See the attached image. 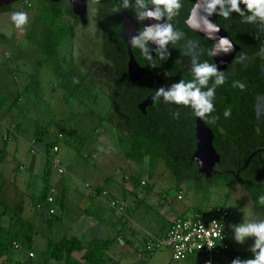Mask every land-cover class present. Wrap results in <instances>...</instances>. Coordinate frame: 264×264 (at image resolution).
<instances>
[{"label":"rangeland","instance_id":"374dc122","mask_svg":"<svg viewBox=\"0 0 264 264\" xmlns=\"http://www.w3.org/2000/svg\"><path fill=\"white\" fill-rule=\"evenodd\" d=\"M8 5V10L0 11V34H3L0 43V107L4 106L0 110L4 122L19 123L20 127L17 135L13 127L5 131L9 155L0 163V210L8 209L24 218L30 224L31 239L29 244L21 238L12 241L11 246L16 243L18 247L0 255V264H41L40 255L47 239L57 242L75 235L86 243L91 228H84L85 221L80 219L78 205L84 182L105 185L108 194L115 199L133 202L137 206L133 221L141 213L152 224H162L167 215L186 217L197 209L214 204L227 207L230 211L229 248L225 255L212 257V264H231L236 258L242 261L254 258L250 249L256 237L249 236L242 244L238 243L232 226L264 221V204L259 202L257 191L238 182L216 186L210 180L186 174H182L177 182L160 160L127 150L126 121L111 107L113 91L110 85L114 67L100 55V40L93 36V22L89 21L80 28L79 22L66 15L63 8L56 10L47 1L40 4L38 0H15ZM51 9L55 10L56 17L53 25L66 34L54 53L47 55L38 45L42 42L41 15ZM13 12L28 14L23 31L17 29L11 20ZM258 55L264 57V47L260 48ZM250 61V57H241L242 64ZM183 62L193 70L195 65L192 62L185 59ZM260 67L264 81V61ZM14 96H17L16 100ZM254 110L258 129L262 132L261 145L264 146V94L256 96ZM60 129L74 134L64 136ZM36 132L43 137L32 144L33 153H29L28 143ZM57 133L59 137H56ZM53 139L57 147L54 156L63 169L61 174L56 173L50 163L43 170V146ZM49 153L52 154L50 149ZM10 156L16 162L21 160L24 165L16 180L6 169L12 161ZM27 160H31L28 168ZM103 177L105 182L101 181ZM129 178H140L143 184L133 185ZM260 181L264 184L263 178ZM62 183L67 195L63 197L61 211L57 189ZM44 185L53 191L54 199L37 202L39 189ZM69 188L76 193L70 195ZM140 221L139 226L144 232L154 235L142 218ZM1 222L0 228L4 229L12 220ZM29 253L31 255L27 256ZM79 254L73 256L78 259ZM104 258L106 263L114 259L110 251ZM45 264L62 263L50 258Z\"/></svg>","mask_w":264,"mask_h":264},{"label":"trees","instance_id":"16d2710c","mask_svg":"<svg viewBox=\"0 0 264 264\" xmlns=\"http://www.w3.org/2000/svg\"><path fill=\"white\" fill-rule=\"evenodd\" d=\"M44 1L48 2V0H38L40 4ZM61 1L65 3L67 13L77 17L71 13L69 4L65 0ZM100 1L102 4L110 2V0ZM193 1L178 0L180 7H174L171 10L164 4L153 3V0H127L128 7H124L125 0H119L120 3L117 6L111 2L113 4L109 9L111 13L114 14L121 8L129 17H139L148 5H153L165 16L174 30V39L170 40L168 47L156 48L152 55H148L146 44V52L142 51L139 44L129 48L133 60L141 65L146 73L145 77L142 76L133 81H129L126 75L125 44L124 38L119 35L118 19L115 18L114 26H106L105 21L102 22L103 24L99 23L101 31L106 35L102 54L109 57L114 52L123 56L122 60H112L116 77L111 79L110 86L114 87L120 95V100L117 99L115 102L118 114L126 120L127 150L133 151L136 155L142 154L160 160L177 182L180 181L182 174L198 177L204 181L210 180L216 186H226L233 181H242L247 188L257 190L260 196H264V185L260 181L262 177L264 178V154L262 150L255 151L261 145L262 132L258 129L253 109L256 96L264 94V81L260 67L264 57L258 55L260 48L264 47V19L254 16L253 11L247 8L243 0L239 3V12L232 10L230 0H223L220 15L215 18V22L225 29L232 42L238 46L232 59L222 71L225 77L224 83L215 86L213 99L215 110L206 114L205 118H201L212 132L210 145L219 156L218 163L212 168L217 169L218 173L214 172L211 178L207 179L195 171V163L190 159L194 150L195 114L193 109L190 106L165 102L163 96L156 97V92L161 87L167 91L175 83L183 81L187 84L195 80L191 66L184 63V59L194 65L205 62L214 65L207 55L211 42L206 37L188 30L183 24ZM51 4L58 10L57 4L53 2ZM8 8L9 5L2 6L0 11L8 10ZM222 10L228 11L227 17L221 15ZM54 18H56L55 10L41 15L42 42L38 46L47 55L54 53L55 47L66 34L53 25ZM2 40L3 34H0V43ZM242 56L250 57L251 61L242 64ZM237 82L244 85L243 90L235 86ZM214 83L215 77H211L207 86L202 87L201 90L207 91L208 88L213 87ZM148 94L153 96L152 103L144 106L143 111H140L137 104ZM110 99L113 97L110 96ZM226 109L231 110V115L227 118L224 116ZM213 120L214 122H211ZM60 133L64 136L74 134L73 131L64 129H60ZM42 137L40 132H36L33 140L41 141ZM5 140V138L1 139L0 151ZM53 142L56 143V140L48 141L43 146L44 171L49 165V149ZM252 151L255 153L248 159L247 164L242 166ZM132 159H135V156ZM226 161L231 163V172L222 169ZM129 179L133 185L139 184L138 179ZM47 192V188L44 187L37 202L42 201ZM3 212L13 224L4 229L0 228V255L12 249V241L21 238L29 244L31 237V227L26 220L7 210ZM111 242L112 239L92 240L85 245L73 238H61L57 242L47 239L40 259L42 262L52 258L62 264H78L71 254L81 251L79 254L81 264H104L105 251Z\"/></svg>","mask_w":264,"mask_h":264},{"label":"crops","instance_id":"0c3cea01","mask_svg":"<svg viewBox=\"0 0 264 264\" xmlns=\"http://www.w3.org/2000/svg\"><path fill=\"white\" fill-rule=\"evenodd\" d=\"M18 96V95H17ZM17 96H14V100H16ZM11 106L8 107V109H10ZM0 108H4V106H1ZM1 112L2 110H0V149H1V139L3 136V134L5 133L6 129L13 127V132L14 134L17 135L18 131H19V123H7L4 122V120L1 119ZM6 141L7 139L4 141V146L2 147V151H0V163L1 160H3L4 157H7V155H9V153L6 151ZM36 142L33 140V137L31 138L30 142L28 143V152L29 153H33L32 151V144ZM42 152V150H41ZM43 156L44 153L42 152ZM11 158L10 161L12 160L13 156H10ZM45 159V156H44ZM12 162V163H11ZM10 162V164L7 166L6 169H9L10 173L14 174L15 176V180L17 179L18 175H19V171L20 169L24 166L23 162L21 160H19L18 162H16L15 160H12ZM26 168H28V166H30L31 164V160H27L26 161ZM106 179L105 177H103L101 179L102 182H105ZM138 180H142L140 178H138ZM26 187L29 188V183L26 182L25 183ZM84 188L83 191L80 189V195H79V200H78V204L79 205V210H80V219L84 220L85 225L84 228L85 229H89L91 228V233L90 235L86 238L87 241L86 243L84 241H82L81 238H79V240L81 241L82 244H89L90 241L92 240H97V241H103V240H109L112 239V242L110 243L108 249L105 251V255L106 252L110 251L112 257H114V259L109 263H106L104 261V264H143V262H146L147 264H169L170 261H172L173 263L171 264H201L200 262V257L199 256H188L182 260H178V261H174L169 257V251L165 250H156L153 251L151 253H148L144 250V241H145V233L144 230L139 226L141 224L140 218L143 219V223L144 224H148V226H150L152 229V233L154 235L152 236H159L161 235L167 224H169L170 220L174 217L172 215H167L166 217V221H164L162 224H152V222L150 220H146L145 217L139 213L134 221L133 218L135 215V212L137 211V206H135V204H132L133 202H129L127 200H118L120 202H122L123 204V213L126 215V219H122L120 216H118L115 211L109 207H107L106 205V201L109 198H112L113 196L108 194L107 192V196L104 197V199H98V198H92L87 196V188L91 187L94 188L96 190H105L108 191L106 189H108L107 187L101 186V184H86L84 182ZM45 185L42 186V188L39 189V194H41L42 189H44ZM71 188H69V194H73L76 193V191L70 190ZM59 192V201H58V207L59 209L62 211L63 208V197L66 196V189H65V185H63V183L60 185L59 189H57ZM128 190H130L131 193V188H128ZM54 199V197H52V200ZM115 199V198H114ZM117 200V199H116ZM227 208V207H226ZM228 209V208H227ZM4 209L0 210V222L1 220L3 222H7L8 220V216L5 214V212H3ZM8 210V209H6ZM229 210V209H228ZM9 212H11L10 210H8ZM230 212V211H229ZM13 214H15L14 212H11ZM16 215V214H15ZM18 216V215H17ZM18 217H21L20 215ZM4 218V219H3ZM22 218V217H21ZM24 219V218H22ZM139 219V221H138ZM25 220V219H24ZM3 222H1L2 224H4ZM27 222V221H26ZM146 222V223H145ZM89 227V228H87ZM109 233H112V236H109ZM108 236V237H107ZM66 238H73L75 240H78L76 238L75 235H71L68 236ZM31 239V237H30ZM78 240V241H79ZM230 244V243H229ZM229 248V247H228ZM227 252V251H226ZM226 252L220 254V255H216V256H223L226 254ZM75 253L77 252H73L71 254V257L74 258L78 264H81V259L80 257L78 259L75 258V256H73ZM78 253L81 254V251H79ZM104 255V256H105ZM216 256H212V257H216ZM211 257V258H212ZM210 258V259H211ZM52 259V258H51ZM105 259V258H104ZM193 259L195 260V262H193ZM49 260V259H48ZM47 261V260H46ZM45 262L41 261V264H45ZM142 261V263L140 262ZM209 264H212L211 260H209Z\"/></svg>","mask_w":264,"mask_h":264},{"label":"water","instance_id":"95a60500","mask_svg":"<svg viewBox=\"0 0 264 264\" xmlns=\"http://www.w3.org/2000/svg\"><path fill=\"white\" fill-rule=\"evenodd\" d=\"M15 0H0V8L6 6ZM69 6L70 11L76 15L78 22L83 23L86 15V3L84 0H65ZM211 0H194L189 9L187 17L183 20V24L188 30L195 32L198 35L206 37L210 42L211 46L207 51V55L212 60L213 64L217 67L219 72H222L226 65L230 62L233 56V53L238 49V46L235 45L232 40L229 38L225 29L221 28L216 22L215 18L220 15L222 4H217L215 9H209L208 5ZM223 3V0H222ZM145 12L156 13L157 15L145 16L143 19L140 18H130L127 17L125 13L121 10L118 11L117 16L120 20L119 31L120 35L126 39V74L129 81H133L136 78L146 76L144 69L139 65L129 51L132 37L139 36V31L137 23L140 25L142 31L144 32L146 28H155L157 25L167 27L170 26L168 21L164 18V15H161L154 6H149L146 8ZM144 12V13H145ZM157 16L159 18H157ZM218 29V30H217ZM173 28L171 27V32L173 33ZM222 39L227 40V44H222ZM168 42L161 47L157 41L148 39L146 44L148 45L147 51L148 54H152L154 48L160 47L164 49L168 46ZM215 55L217 58L215 59ZM152 102V94L146 96L141 102L138 103L137 107L140 111H143V106L149 105ZM195 126H194V150L190 156V159L195 163V171L201 173L205 178H211L214 174V169L212 168L219 161V156L215 152L214 148L210 145V139L212 136L211 130L204 124L203 120L194 116ZM263 148H256L259 150ZM252 151L247 160L243 163L242 166L247 164L248 159L255 153ZM264 152V150H263Z\"/></svg>","mask_w":264,"mask_h":264},{"label":"clouds","instance_id":"9594fccd","mask_svg":"<svg viewBox=\"0 0 264 264\" xmlns=\"http://www.w3.org/2000/svg\"><path fill=\"white\" fill-rule=\"evenodd\" d=\"M241 0H230L232 10L240 11L239 3ZM250 11H253L254 16H260L264 19V0H243ZM153 3L160 5L164 4L166 8L171 10L172 8H179L180 4L178 0H153ZM217 4H222V0H211L208 7L209 9H215ZM124 7H128L127 0H125ZM157 15L156 13L145 12L141 13L138 18L143 19L145 16ZM221 15L228 16V11L222 10ZM157 18H159L157 16ZM28 14L26 12H13L11 20L15 27L24 30V26L28 23ZM251 19V18H250ZM218 30V29H217ZM148 39L157 41L161 47H163L169 39H174L171 32V26L163 27L157 25L153 28H146L144 32L140 33L137 37L131 38L133 46L139 44L142 51L146 52V41ZM142 41L144 43H142ZM222 44H227L228 41L222 39ZM195 80L189 83L183 81L175 83L172 87L165 91L163 87L159 88L156 92V97L163 96L165 102H174L176 104H182L190 106L194 114L200 118H205L206 114L212 113L214 109L213 99L215 96V86L224 83L225 77L222 72H219L215 65H210L207 62L203 64H196L193 68ZM211 77H215V83L213 87L208 88L207 91H202L201 88L207 86ZM235 86L244 88L243 84L237 82ZM231 115V110L226 109L224 116L227 118ZM211 122H214L211 121ZM259 202L264 204V196L259 198ZM234 230V239L238 243H243L245 238L249 236L256 237L254 244L251 246V251L254 254V258L241 260L239 258L233 259L231 264H264V221L260 222H246L239 223L232 226ZM258 250V251H257Z\"/></svg>","mask_w":264,"mask_h":264},{"label":"built area","instance_id":"2783aa9c","mask_svg":"<svg viewBox=\"0 0 264 264\" xmlns=\"http://www.w3.org/2000/svg\"><path fill=\"white\" fill-rule=\"evenodd\" d=\"M8 135L3 134L2 138ZM60 134H58L59 137ZM56 143L50 145L51 155L48 161L55 168L56 173L61 174L63 169L60 167L58 159L54 153L57 152ZM143 184V180L139 181ZM48 192H50L48 194ZM43 200L48 202L52 200V190H48ZM89 197L103 199L107 196V191L96 190L88 187ZM107 207L113 209L122 219H126L123 213L122 202L109 198L106 201ZM49 212H52L50 209ZM230 221V212L221 205H210L207 208L197 209L191 215L186 217H173L167 224L164 232L159 236L145 234L144 250L151 253L156 250L166 249L169 251V257L174 260H182L188 256H199L201 264H209L212 256L220 255L227 251L229 247L228 224ZM12 247L18 246L13 243ZM31 255L30 253L27 256Z\"/></svg>","mask_w":264,"mask_h":264},{"label":"flooded vegetation","instance_id":"af4514ba","mask_svg":"<svg viewBox=\"0 0 264 264\" xmlns=\"http://www.w3.org/2000/svg\"><path fill=\"white\" fill-rule=\"evenodd\" d=\"M106 1H108V0H106ZM48 2H53V3H55V4H57L56 6H58V9H61V8H63L64 10V13L66 14V15H69V16H71L69 13H67V8H66V5H65V3H63L61 0H48ZM84 2L86 3V15H85V18H84V22L83 23H80V21H79V27L81 28V27H85L86 25H87V23L89 22V21H91V22H93V24H94V30L92 31L93 32V36L94 37H96L97 39L99 38V40H100V42H99V52H100V55L104 58V59H107L108 61H110L111 63H112V60H114V61H119V60H122L123 59V56H121V55H119V54H116V53H114V52H112L110 55H109V57L108 56H106L105 54L103 55L102 54V52H101V50H102V48H103V45H104V42L106 41V35H105V33H103L102 31H101V29H100V25H99V23H101V24H103L102 22L103 21H105L104 23H106V24H104V25H106V26H114V24L116 23V20H115V18H117L118 19V22H119V25H118V31H119V26H120V20H119V17L117 16V13H118V11L119 10H121L123 13H125L121 8H119V9H117L116 10V12L113 14V13H111L110 12V8H112V7H110V6H113V4L112 3H114V5H118L120 2H119V0H110V2L108 1V3H103L102 4V2L100 1V0H84ZM90 2H92L91 3V9L89 8V3ZM112 2V3H111ZM67 3V2H66ZM149 6H151V5H148L147 7H149ZM153 6V5H152ZM146 7V8H147ZM146 8L144 9V12H145V10H146ZM156 9V8H155ZM157 10V9H156ZM51 12L53 11L52 9L50 10ZM158 11V10H157ZM160 13V12H159ZM126 14V13H125ZM161 14V13H160ZM127 15V14H126ZM162 15V14H161ZM127 17H129L128 15H127ZM133 17H136V18H138L137 16H133ZM133 17H130V18H133ZM165 18V17H164ZM73 19H75L76 21H78L77 20V18L76 17H73ZM166 19V18H165ZM167 20V19H166ZM103 25V26H104ZM170 25V24H169ZM171 26V25H170ZM137 27H138V31H139V28H140V31H142V29H141V27H140V25L137 23ZM172 27V26H171ZM173 28V27H172ZM139 31V33H141ZM143 32V31H142ZM174 32V31H173ZM173 34V33H172ZM119 35H120V31H119ZM121 36V35H120ZM122 37V36H121ZM122 38H124V37H122ZM171 40V39H170ZM170 43V42H169ZM124 44H126V39L124 38ZM133 45V44H132ZM131 45V46H132ZM147 45V44H146ZM169 45V44H168ZM130 46V47H131ZM148 46V45H147ZM168 47V46H167ZM125 48H126V46H125ZM158 48H160V47H158ZM154 49H156V48H154ZM153 49V50H154ZM153 50H152V53H153ZM130 51V50H129ZM148 52V51H147ZM124 54H125V49H124ZM149 55V54H148ZM152 55V54H151ZM132 56V55H131ZM125 61H126V54H125ZM113 65V64H112ZM114 67V66H113ZM114 71H115V69H114ZM127 75V74H126ZM114 77H116V74L114 73V76L112 77V78H114ZM128 77V76H127ZM111 78V79H112ZM112 87V86H111ZM165 88H166V85L164 86ZM112 91H113V94H112V96L111 97H113V99H112V110L115 112V113H117L118 114V111H117V104H116V100L118 99V100H120L119 99V93L114 89V87H112V89H111ZM149 95V94H148ZM256 99V98H255ZM152 100H153V96H152ZM141 102V101H140ZM152 103V102H151ZM150 103V104H151ZM149 104V105H150ZM138 105V104H137ZM146 106H148V105H146ZM254 106H255V102H254ZM144 107V106H143ZM138 108V107H137ZM253 109H254V107H253ZM254 115H255V117H256V113H255V110H254ZM123 120H124V118L123 117H121ZM256 119H257V117H256ZM126 121V120H125ZM258 148H263V150H264V146H262V145H260ZM259 150H262V149H259ZM262 150V151H263ZM263 154H264V152H263ZM217 164V163H216ZM215 164V165H216ZM214 165V166H215ZM230 165H231V163L229 162V161H226L225 162V164H224V166L222 167V169H223V171H225V170H229L230 172L232 171L231 169H230ZM219 169H220V167H219ZM216 173H218L219 171L216 169V170H214ZM237 173V170L235 171V174ZM263 178V177H262ZM264 179V178H263ZM261 180V179H260ZM233 182H237V181H233ZM241 183H243L242 181H239L238 182V184H241ZM244 184V183H243ZM264 185V184H263ZM257 191V190H256ZM258 192V191H257ZM258 194H259V192H258ZM258 196H260V194L258 195ZM261 197V196H260Z\"/></svg>","mask_w":264,"mask_h":264},{"label":"bare ground","instance_id":"6f19581e","mask_svg":"<svg viewBox=\"0 0 264 264\" xmlns=\"http://www.w3.org/2000/svg\"><path fill=\"white\" fill-rule=\"evenodd\" d=\"M216 57H215V59L217 58V55H215Z\"/></svg>","mask_w":264,"mask_h":264}]
</instances>
